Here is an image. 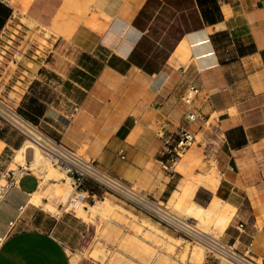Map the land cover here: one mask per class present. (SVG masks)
Masks as SVG:
<instances>
[{
    "label": "crops",
    "instance_id": "crops-1",
    "mask_svg": "<svg viewBox=\"0 0 264 264\" xmlns=\"http://www.w3.org/2000/svg\"><path fill=\"white\" fill-rule=\"evenodd\" d=\"M2 2L11 15L0 40L23 17L60 32L54 49L72 53L71 64L58 66L48 51L35 66L11 72L12 48L0 46V91L9 103L67 147L166 203L181 194L185 203L203 188L192 186V174H199L193 162L212 147L218 175L202 174L201 181L222 206L196 208L217 226L224 214V239L249 247L264 264V0ZM190 86L198 92L185 104ZM189 112L199 118L189 120ZM181 129L201 139L171 175L163 163ZM24 142L0 120V175ZM39 186L33 172L20 174L2 203L0 264H99L71 253L81 239L79 220L30 202ZM83 191L88 199L102 194L91 183ZM203 264L231 263L206 257Z\"/></svg>",
    "mask_w": 264,
    "mask_h": 264
},
{
    "label": "rangeland",
    "instance_id": "rangeland-1",
    "mask_svg": "<svg viewBox=\"0 0 264 264\" xmlns=\"http://www.w3.org/2000/svg\"><path fill=\"white\" fill-rule=\"evenodd\" d=\"M10 33L11 36H6V39L0 40V46L6 51L12 48V58H9L11 60L8 64L10 67L8 70L11 72L24 68V64L31 67L35 66L34 62L45 58L48 51H50L49 59L58 62V66L66 63L71 64L72 53L69 48L61 46L58 50L54 49L55 41L53 38H56L60 32L58 33L51 28L37 27L23 17L21 19L16 17L15 24H13ZM1 90L0 97L9 102L4 97L5 89L2 87ZM209 124H215L213 119L210 120ZM200 139V137H197V140ZM32 152V149L28 148L26 160H20L17 163L12 161L9 168L17 169L19 165L28 166V171L33 172L40 178L37 194H42L41 196L49 192L52 183L66 187L69 194L71 193L67 197L66 202L55 200L50 196H48L49 198L47 196L43 198L48 202L47 205L53 203L56 207L55 213L52 212L54 215L69 214L82 223L79 245L77 248L71 250V253L75 254L76 258H86L99 264H196L193 258V249L201 247L205 254L203 263L206 257L229 262L220 256H213L208 253L207 248L203 244L174 233L151 216L124 204L112 195L97 198L94 201L92 199H88L87 201L85 199L79 200L80 206H82L83 210L87 211L88 215L86 218L80 216L79 209L81 207L76 208L77 211L72 204H69V199L75 192L71 180L69 181L65 173L54 165L45 152L42 151V155L45 156L43 157L57 171V176H54L53 179H43L40 174V168H30L29 163L32 158ZM79 153L82 154L81 151ZM193 165L197 168L199 174H192V186L196 188L203 187L199 192H194L192 196L187 197L185 203L180 201L182 194L178 196L177 200H172L169 203L160 200L156 201L160 204H165L179 216L194 221L200 229L208 232V234L230 244L224 239L221 228L214 223V216L212 214L207 216L204 213H199L197 210V208L209 209L215 202L214 199L211 201L210 188L206 183L201 181L202 174L209 173V176L213 177L217 172L218 175L213 148L210 147L206 155L201 153L193 162ZM18 174L20 176L21 173L19 172ZM103 200L108 201V210L104 213L91 212L89 207L91 205H98ZM39 207L47 211L42 204ZM66 208L68 209L67 211H65ZM257 261L261 262V260Z\"/></svg>",
    "mask_w": 264,
    "mask_h": 264
},
{
    "label": "built area",
    "instance_id": "built-area-1",
    "mask_svg": "<svg viewBox=\"0 0 264 264\" xmlns=\"http://www.w3.org/2000/svg\"><path fill=\"white\" fill-rule=\"evenodd\" d=\"M197 92L198 89L195 86H190L183 97V102L189 104ZM187 118L194 121L199 116L189 112ZM0 120L21 134L25 140L34 142L36 146L45 152L51 162L71 180L75 192L70 197L69 204H72V201L84 199L87 201L88 196L83 189L87 183H91L102 191L100 196L92 197L93 201L97 198L112 195L124 204L151 216L174 233L203 244L207 248L208 253L213 256H220L232 264H263L252 256L249 247L240 250L208 234L200 229L194 221L179 216L165 204H160L148 193L138 190L122 177L104 170L94 159L67 147L61 141L48 134L38 124L24 116L17 107H14L2 97H0ZM177 135L178 138L174 145L168 148V160L163 163V169L171 175H174L176 172L175 166L197 139L194 133L186 129H181ZM27 171V166L20 165L17 169L9 168L0 175V207L12 187L16 185L18 173L24 174ZM67 210L66 208L65 211ZM239 226L242 227L243 224L240 223Z\"/></svg>",
    "mask_w": 264,
    "mask_h": 264
},
{
    "label": "bare ground",
    "instance_id": "bare-ground-1",
    "mask_svg": "<svg viewBox=\"0 0 264 264\" xmlns=\"http://www.w3.org/2000/svg\"><path fill=\"white\" fill-rule=\"evenodd\" d=\"M28 148H31L32 151H33L32 152L33 153L32 154V158H31V161L29 163L31 169H32V167L40 168L41 169L40 174H41L42 178L45 179V180L53 179L54 176H57L56 175L57 174L56 173L57 172L56 168L54 169L50 165V163L47 161V159L44 158L45 156L42 155L41 149L38 146H36L34 142L29 141V140L25 141L23 146L20 148V150H18L17 155L13 159V162L17 163L20 160H26ZM66 178L70 181V179L68 177H66ZM41 195L42 194H37V192H35L33 194L32 198L30 199V202L32 204H35L36 206L37 205L41 206V204H42L43 206H45V209H47L49 212H54L55 213V208L56 207L53 205V203L47 205V203H43L42 198L45 197V196H47V197L50 196L51 198H53L55 200H59V201L61 200V202L62 201L66 202L67 201V197H69L71 195V193L69 194V191H68V189L66 187L57 185V183H52V185H51V187L49 189V192L45 193L43 196H41ZM54 204H56V203H54ZM72 206H74L75 209L76 208H80V207L82 208V206H80V202L79 201H72ZM221 206H222L221 201L215 200V202H214V204L212 206V210H214V209L219 210L221 208ZM108 207H109L108 201L104 200V201H100V203L98 205H91L89 208H90L91 212H93V213H104L106 210H108ZM81 208L79 209V214H80V216H83V217L86 218L88 216L87 215V211L83 210V208L82 209ZM198 210H199V208H198ZM77 211H75V212H77ZM226 222H227V218L225 217L224 214H221V215H219L217 217V224H220L219 226L223 225ZM146 226H148V225H146ZM149 228H150V226H149ZM193 250L192 251L194 253L193 252L192 253H193L194 262L196 264H202L203 263V259L205 258L204 257L205 254L203 252V249L201 247H198L196 249L194 248Z\"/></svg>",
    "mask_w": 264,
    "mask_h": 264
},
{
    "label": "trees",
    "instance_id": "trees-1",
    "mask_svg": "<svg viewBox=\"0 0 264 264\" xmlns=\"http://www.w3.org/2000/svg\"><path fill=\"white\" fill-rule=\"evenodd\" d=\"M11 15V9L5 5L2 0H0V30L3 28L4 24L6 23L7 19ZM19 110V109H18ZM20 111V110H19ZM24 116H26L28 119L36 123L32 118L27 116L25 113L20 111ZM38 124V123H36Z\"/></svg>",
    "mask_w": 264,
    "mask_h": 264
}]
</instances>
